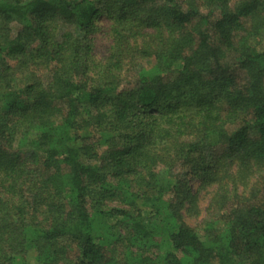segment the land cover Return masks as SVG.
<instances>
[{"label":"trees","instance_id":"1","mask_svg":"<svg viewBox=\"0 0 264 264\" xmlns=\"http://www.w3.org/2000/svg\"><path fill=\"white\" fill-rule=\"evenodd\" d=\"M263 5L0 0V264H264Z\"/></svg>","mask_w":264,"mask_h":264},{"label":"rangeland","instance_id":"2","mask_svg":"<svg viewBox=\"0 0 264 264\" xmlns=\"http://www.w3.org/2000/svg\"><path fill=\"white\" fill-rule=\"evenodd\" d=\"M264 6V5H263ZM263 9V8H262ZM103 26H106L105 22L102 21ZM111 39L109 35H106L105 32L97 34L94 39V48L93 55L95 57V61L99 64H105L107 62L108 57L111 55ZM249 44L255 48L256 50L264 51V33L261 36L255 37V39H251ZM141 41L137 42V47H141ZM12 64L15 65L14 61H11ZM153 65V62H141L134 61L130 57H123L122 60V71L119 74V84L120 87L118 91L123 89H127L130 84H132L133 80H136L139 74V70H147L150 69ZM16 72H15V81L13 82L15 89H20L26 84H35L37 81L43 80L44 82L48 79L46 73L37 71L35 69H19L16 64ZM200 97L202 100H209L213 97L210 92L207 91H199L197 92V97ZM113 102L107 101L104 110L110 111L113 109ZM251 184L244 191L243 194L248 195L250 193ZM193 190L198 193V217L193 216H185L186 223L192 228L197 230L198 232L203 231V225L205 222L212 221L218 216L213 215V213L209 212V205L212 200L213 195L215 194V188L208 189H199L197 184L193 185ZM121 208V207H120ZM220 218V217H219Z\"/></svg>","mask_w":264,"mask_h":264}]
</instances>
